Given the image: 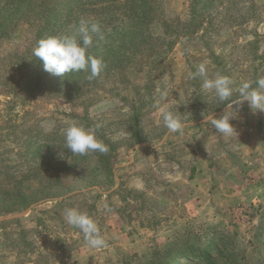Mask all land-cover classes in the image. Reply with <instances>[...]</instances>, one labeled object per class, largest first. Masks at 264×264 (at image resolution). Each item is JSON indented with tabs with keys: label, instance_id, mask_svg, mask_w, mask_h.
Masks as SVG:
<instances>
[{
	"label": "rangeland",
	"instance_id": "1",
	"mask_svg": "<svg viewBox=\"0 0 264 264\" xmlns=\"http://www.w3.org/2000/svg\"><path fill=\"white\" fill-rule=\"evenodd\" d=\"M3 1L0 264H264V113L244 102L230 121L237 134L217 133L204 115L219 118L227 102L192 76L205 63L209 79L256 87L264 0H43L41 15L12 20ZM114 17L130 35L124 62L109 58L91 81L48 73L33 56L47 18L58 35L85 20L105 36ZM157 101L182 134L165 139ZM73 122L108 151L73 155L63 134ZM68 208L97 223L105 247L86 246Z\"/></svg>",
	"mask_w": 264,
	"mask_h": 264
},
{
	"label": "clouds",
	"instance_id": "2",
	"mask_svg": "<svg viewBox=\"0 0 264 264\" xmlns=\"http://www.w3.org/2000/svg\"><path fill=\"white\" fill-rule=\"evenodd\" d=\"M102 38V29L99 23L81 20L76 29V35H56L38 41L37 47L33 49V56L43 62L44 71L55 76H64L71 72L84 71L89 73V81L97 78L106 68L102 58L87 54V49L92 46L93 37ZM193 78H203L202 88L212 91L221 103H226L225 112L219 117L214 115L205 116L204 124L211 123L215 131L226 137L237 134L230 121L237 118L239 107L247 102L249 108L255 113H264V77L255 81L256 87H252V82L245 81L238 88L233 87L230 77L217 74L215 78L207 77L205 63H201L197 71L192 74ZM233 92H238L239 99L230 101ZM237 106L234 109L233 106ZM162 113L163 127L167 129V135L180 133L187 126L180 117L161 106L157 101L154 105ZM231 109V111H229ZM47 127H53V122H46ZM99 128L100 125H96ZM65 147L73 154L85 156L93 152L106 153L108 148L97 139L95 130L84 128L73 122L64 129ZM64 219L66 223L80 231L84 237L87 247L91 249H101L106 246L105 238L101 235L97 223L86 213L74 208L65 209Z\"/></svg>",
	"mask_w": 264,
	"mask_h": 264
},
{
	"label": "trees",
	"instance_id": "3",
	"mask_svg": "<svg viewBox=\"0 0 264 264\" xmlns=\"http://www.w3.org/2000/svg\"><path fill=\"white\" fill-rule=\"evenodd\" d=\"M3 2L8 7L5 11L8 12V18H10V20H12V18L14 17L20 18V16L22 15H25L24 17H26L31 11L34 14L37 12V14L41 15V11L39 8H43L41 7V3L43 2V0H4ZM192 14H194V10L192 11ZM44 16H46V14ZM122 19V17L112 18L113 24L111 23V32L108 35L102 36V38L100 36L93 38L92 46L87 49V54L95 56L97 58H102L104 62H108V59L111 58V62H109L108 65L111 63H118L122 65L124 61H122L121 57L123 55L121 57H117L116 54L120 53L125 48V41L130 36L129 33L124 31L123 29H120V32L118 33L119 29H117L116 26H119L121 24ZM45 22L47 23V25H44L45 27L39 30L37 34L42 36L45 31L49 30V33L45 36V38L50 37L54 34L55 36L58 35L56 23L52 20H49V18H47ZM75 28L77 27L75 26ZM95 41H98V43L94 44ZM98 48H101L102 50L99 52L97 50ZM33 61L34 60H32V62ZM82 72L84 71L71 72L69 74L79 75ZM35 85L36 81L33 78L30 85H28V88H33Z\"/></svg>",
	"mask_w": 264,
	"mask_h": 264
}]
</instances>
